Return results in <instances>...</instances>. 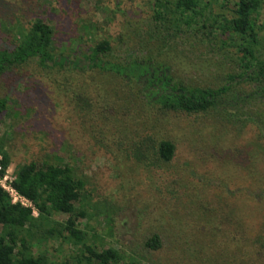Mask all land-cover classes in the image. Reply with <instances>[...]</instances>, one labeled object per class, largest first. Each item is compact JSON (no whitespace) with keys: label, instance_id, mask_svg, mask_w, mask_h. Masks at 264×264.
I'll list each match as a JSON object with an SVG mask.
<instances>
[{"label":"rangeland","instance_id":"374dc122","mask_svg":"<svg viewBox=\"0 0 264 264\" xmlns=\"http://www.w3.org/2000/svg\"><path fill=\"white\" fill-rule=\"evenodd\" d=\"M4 1L31 7L23 21L36 15L54 28V53L64 50L68 40L83 48L108 40L110 59L151 48L138 42L145 39L152 0H100L101 5L97 0ZM207 1L228 15L234 0ZM79 18L98 25L82 33ZM261 21L262 13L256 26ZM161 60L167 74L188 86L217 88L236 71L232 52L205 39L198 44L179 41ZM15 71H20L18 86L0 81V96L7 100L0 114V139L9 159L4 175L12 178L14 168L29 161L68 165L84 183L80 229L88 240L94 233L99 247L119 252L123 263L264 264V145L253 124L232 127L215 111L160 114L142 108L127 100L117 79L98 71L80 74L73 83L56 70L33 65ZM85 87L88 95L76 96ZM257 110L264 114V104L243 112ZM159 138L175 145V157L154 169L137 154L149 155V140ZM197 195L218 206L207 213L193 209L186 217L175 203L184 206ZM66 218L49 217L52 239L33 233L32 253L56 264L77 252L79 247L65 241L64 233L57 234ZM152 234L161 241L156 252L142 246ZM232 237L238 247L255 245L247 254L236 253L230 244V251L223 252Z\"/></svg>","mask_w":264,"mask_h":264},{"label":"trees","instance_id":"16d2710c","mask_svg":"<svg viewBox=\"0 0 264 264\" xmlns=\"http://www.w3.org/2000/svg\"><path fill=\"white\" fill-rule=\"evenodd\" d=\"M63 1L69 3L73 0L57 3L62 4ZM95 2L98 4L101 1ZM28 8L31 7L0 0L1 82L18 86L21 76L20 71L17 73L15 70L32 65L43 71L56 70L64 80L72 83L80 74L84 76L86 72L98 71L117 79L127 100L142 108L160 114L192 115L215 111L232 127L242 129L247 123L253 124L258 139L264 145V114L259 110L252 114H249L250 111L243 112L264 104V0H234L228 15L214 9L207 0H152L149 23L142 31L145 39L138 42L151 48L141 54L131 49L112 59L108 58L112 51L108 40H100L86 48L68 40L64 50L60 48L58 53H54V28L36 15L23 21ZM260 13L262 21L256 26ZM78 22L82 33L98 25L90 19L79 18ZM259 32H263V37L258 36ZM202 39L216 41L232 52L236 71L227 75L217 88L183 85L167 74L168 66L161 60L173 44L179 41L198 44ZM152 47H156L154 51ZM244 87L249 88L248 91L243 90ZM80 94L87 96V88H80L76 96ZM6 106V98L0 96V114ZM82 106L85 114V98ZM75 107L78 108L76 104ZM149 142L151 153L145 155L138 152L139 161L146 160L151 167L158 169L174 159L175 145L171 141L159 138ZM8 163V155L0 139V176ZM10 185L29 206L11 203L8 194L0 188V264H51L45 255L32 253L36 244L33 233L41 235V239L53 238L54 229L48 222L51 215L67 216L58 225L60 232L57 234L64 233L65 241L79 247L72 256L56 264H138L133 261L123 263L119 252L99 247L94 242L97 238L94 233L89 235L88 240L86 233L80 229L77 220L85 216L81 209L84 183L75 177L68 165L39 164L37 161L17 165ZM184 202V206L178 202L175 206L186 217L193 209L207 213L218 206L213 199L206 200L200 195ZM224 203L230 205L228 199ZM235 241L232 237V243H225L222 251H230L228 244L233 247L238 245ZM253 245L254 241L251 247ZM142 246L150 252L160 250L159 236L150 235ZM251 247L236 246L235 252L247 254Z\"/></svg>","mask_w":264,"mask_h":264},{"label":"built area","instance_id":"2783aa9c","mask_svg":"<svg viewBox=\"0 0 264 264\" xmlns=\"http://www.w3.org/2000/svg\"><path fill=\"white\" fill-rule=\"evenodd\" d=\"M13 177L12 178H8L6 175H2L0 176V188L6 193L8 194L10 200H11V203H19L20 205L22 206H29V203L21 198L20 196H18L15 191L11 188V181H12Z\"/></svg>","mask_w":264,"mask_h":264}]
</instances>
